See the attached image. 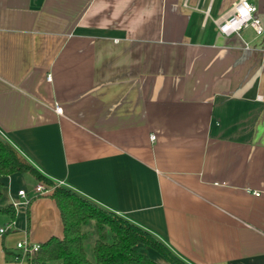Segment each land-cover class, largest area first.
I'll use <instances>...</instances> for the list:
<instances>
[{"label": "crops", "instance_id": "crops-1", "mask_svg": "<svg viewBox=\"0 0 264 264\" xmlns=\"http://www.w3.org/2000/svg\"><path fill=\"white\" fill-rule=\"evenodd\" d=\"M235 1L0 0V140L186 264H264V0L226 36ZM51 193L0 177V264L62 237Z\"/></svg>", "mask_w": 264, "mask_h": 264}, {"label": "trees", "instance_id": "trees-1", "mask_svg": "<svg viewBox=\"0 0 264 264\" xmlns=\"http://www.w3.org/2000/svg\"><path fill=\"white\" fill-rule=\"evenodd\" d=\"M15 173H29L38 182L53 187L50 198L56 204L62 223V237L52 236L41 243L31 264H157L140 252L139 246L154 250L167 264H186L146 231L72 190L55 185L9 143L0 140V177ZM7 212L14 217L11 207ZM89 222L95 224L99 235L92 248L94 263L87 258L84 249L87 235L83 227ZM18 258L17 255L13 257L14 260Z\"/></svg>", "mask_w": 264, "mask_h": 264}, {"label": "built area", "instance_id": "built-area-1", "mask_svg": "<svg viewBox=\"0 0 264 264\" xmlns=\"http://www.w3.org/2000/svg\"><path fill=\"white\" fill-rule=\"evenodd\" d=\"M252 1L253 0H236L225 16L222 17L221 20L216 21L218 32L226 36L239 35L243 29L252 27L256 34H261L262 27L260 26L259 21L255 18L256 8ZM55 111L56 113H60L61 108L55 107ZM153 139L154 136H151V140ZM35 189L41 194H44L45 192V189L40 184H38ZM17 194L22 197L24 201L22 203L13 202L12 206L14 208L18 207L20 204H27L25 192L23 190H19ZM254 195L259 196V193H255ZM5 232L6 228L0 227V239L3 237ZM14 248L19 252V257L21 256L24 258L27 264H31V258L39 251L40 244L23 240L17 242Z\"/></svg>", "mask_w": 264, "mask_h": 264}, {"label": "rangeland", "instance_id": "rangeland-1", "mask_svg": "<svg viewBox=\"0 0 264 264\" xmlns=\"http://www.w3.org/2000/svg\"><path fill=\"white\" fill-rule=\"evenodd\" d=\"M51 188L53 190V187H51ZM83 231L87 235V239L84 242V249H85L87 258L91 262L94 263V257H93V253H92V248H93V244H94L95 240L98 239V237H99V235H98V233L96 231L95 224L93 222H89L86 226L83 227ZM139 249L141 250V252L143 251V247L142 246H139L138 247V250ZM157 256H158L157 257L158 263L160 262L161 264H163L165 261L158 254H157Z\"/></svg>", "mask_w": 264, "mask_h": 264}]
</instances>
